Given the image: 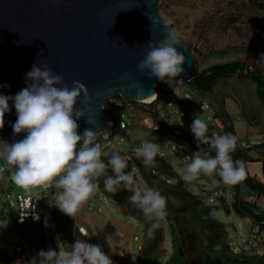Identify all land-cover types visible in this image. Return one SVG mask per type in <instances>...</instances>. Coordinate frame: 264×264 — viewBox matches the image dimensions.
<instances>
[{
	"label": "clouds",
	"instance_id": "clouds-1",
	"mask_svg": "<svg viewBox=\"0 0 264 264\" xmlns=\"http://www.w3.org/2000/svg\"><path fill=\"white\" fill-rule=\"evenodd\" d=\"M166 34L159 42L149 41V51L139 63L140 73L146 70L150 76L161 80L175 78L185 71L186 56L176 47L181 43L177 32L171 27V19H163ZM63 77L54 74L51 68H41L34 63L26 73L27 86L15 95L0 93V128L5 124V113L11 112L9 101L16 109L17 119L12 123L15 134L26 135L13 143L0 139V160L6 158L12 166V180L26 192L54 189L49 203L62 212L75 217L84 202L94 194L99 178L105 177L104 188L117 192L121 188L132 190L131 202L137 206L150 222L146 234L151 237L167 215L168 197L154 187L135 189V178L128 167L126 155L114 151L107 163L103 156L102 141L98 131L85 128L78 130V119L87 115L83 108L76 107L83 95L86 100L92 96L87 86L73 81V86L60 85ZM0 87H10L8 84ZM101 107H104L102 105ZM90 123H95L89 118ZM197 144H209L215 149L214 156H202L196 151L178 172L185 182L198 180L203 175H218L225 185H234L246 177L245 164L234 160L232 153L237 146V137L232 133L208 135L205 120L197 116L192 125ZM107 139V135L104 137ZM82 141L77 147L78 142ZM160 151L156 137L143 140L135 149L137 158L146 166L155 163ZM111 168L114 175L108 174ZM4 172L0 166V174ZM7 220H0V230L7 226ZM38 264H114L111 256L102 250L100 244L77 239L70 247L49 248L39 252Z\"/></svg>",
	"mask_w": 264,
	"mask_h": 264
},
{
	"label": "trees",
	"instance_id": "trees-1",
	"mask_svg": "<svg viewBox=\"0 0 264 264\" xmlns=\"http://www.w3.org/2000/svg\"><path fill=\"white\" fill-rule=\"evenodd\" d=\"M260 4L261 2H258L255 7L248 6V9L252 11L254 9L256 11L261 10ZM229 17L225 27H230L238 20L246 17L253 19L254 16L245 15V12L237 10ZM262 50L264 53V47ZM220 56L222 54H219L218 57ZM249 66H252V69ZM168 82L172 86L170 96L162 91L163 86ZM177 84L178 81L173 79L163 82L158 98L146 107L147 110H144V113L147 114L145 118L150 117L156 124L160 125L161 132L167 139L184 143L194 152L200 151L206 156L207 149L205 150L201 144H197V141L191 138V131L182 130V134L177 135L176 129L170 127L160 118L157 103L162 99L173 100L175 97L173 90ZM184 85H188L197 96L202 97L211 109L213 118L221 122L222 133H232L237 137V146L232 157L234 160L244 162L246 177L233 185V202L230 205L227 203L223 193L227 185L221 181L218 175L214 174L217 180L215 185L222 190V194L213 200H208L203 198L200 193H194L185 187L183 179L180 178L165 156L158 154L155 157L154 165L146 166L143 164L142 158H137L133 152L128 155V159L137 169L146 186L157 188L168 197L167 215L161 220L160 227L154 231V235L149 237L146 232L150 222L144 218L142 211L129 199L132 190L121 188L114 193L108 192L104 188L105 177L99 178L97 189L102 190L107 197L115 200L123 214L132 216L143 225V242L136 259L139 264H264V253L260 255L244 251L235 252L233 250L234 244L239 246H243V244L229 241V231L225 223L218 218V211L222 205L228 213L233 210L240 216H250L253 226L259 224L261 230L264 231V207L258 204L254 195L256 194L258 198L264 197V180L257 179L248 169L250 162L261 160L264 171V141L261 140L259 143L246 142L244 145L239 139L234 115L226 107L227 98L235 99L237 104L241 106V115L248 125L257 127L264 138V65L239 59L215 61L203 68L197 66L196 76L191 81L185 82ZM240 88L245 89L246 92L241 93ZM124 100L121 99V107L130 105ZM134 103L139 102L134 101ZM130 106L133 108L132 104ZM116 107L117 103H114L113 108ZM117 109L112 118L116 125L107 129L110 139L115 134L124 131L119 126L121 116L117 115ZM135 115L140 117L139 114ZM253 151L258 153L257 157L252 154ZM211 154L214 156L215 151H211ZM134 178V188L138 189L136 174H134ZM244 189L254 194L245 196L243 194ZM53 192L54 189H52L51 196L48 199L45 198L42 204L51 216V229L55 227L56 231L63 233L62 242L69 245L75 243L77 239H81L88 240L93 244H100L102 250L111 256L114 264H120V257L104 237L86 236L78 230L74 232V217L49 203ZM250 197H253V200H249ZM217 200L220 204H217ZM166 225L171 231L172 242V253L168 258L165 248ZM10 257L0 251V264H11Z\"/></svg>",
	"mask_w": 264,
	"mask_h": 264
},
{
	"label": "rangeland",
	"instance_id": "rangeland-1",
	"mask_svg": "<svg viewBox=\"0 0 264 264\" xmlns=\"http://www.w3.org/2000/svg\"><path fill=\"white\" fill-rule=\"evenodd\" d=\"M258 2H261V10L258 9L256 11L254 9L252 11L248 9V6L255 7ZM263 7L264 0H161L158 11L164 19H171L173 21L172 27L177 32L178 38L188 45L197 66L203 68L215 61H233L236 59L264 65V53L262 50L264 47ZM237 10L245 12V15H252L254 17L253 19L246 17L238 20L230 27H225L226 20L231 17L229 15L234 14ZM219 54H222V56L218 57ZM168 79L166 78V80ZM242 90L241 93L246 92L245 89ZM173 92L175 95L173 100L162 99L157 103L161 120L173 129L180 128L189 132L191 131L194 119L199 116L207 122L209 136L222 134L221 122L213 118L211 109L205 107L206 103L203 104L202 102L185 99L186 92L194 96L196 95L188 85H177ZM120 99L125 98H119L118 102ZM125 100L130 105L132 104L133 108L129 104L124 107L119 106L117 115L127 114L126 120L129 127L123 132L115 134L112 139L102 144V149L106 153L102 159L107 163L108 157L114 151L126 155L128 159V155L135 152L136 147L143 140L156 137L157 142L160 144L158 154L165 156L179 174L178 170L185 164L183 156L170 146L168 139L162 132L153 131L145 126L144 118L147 114L144 113V110L147 109L144 105L140 103L136 104L134 101L128 99ZM114 103L116 102L114 101ZM226 107L234 115L241 142L259 143L263 139L257 127L248 125L245 118L241 115L242 108L237 104L235 99L227 98ZM134 114H139L140 117L138 118ZM206 156L213 155L211 151L207 150ZM4 163L9 179L6 190L10 191L11 195L9 202L3 194L0 196V218L1 220L8 221L7 226L0 230V251L4 252L7 256H13L19 240L15 222L18 213L17 195L22 193L25 195L42 196L43 193L39 188H35L29 193L24 188L18 186L12 180V166L8 164L6 158L4 159ZM248 169L257 179L264 180L263 163L261 160L250 162ZM108 171H112V169L109 168ZM124 171H131L133 175H137L138 189L147 187L129 159L128 167ZM209 181L214 184L217 183L214 174L192 182L184 181V184L190 191L201 193L204 185ZM223 193L227 203L230 205L234 200L233 185H227ZM243 194L248 196L254 193H250V191L244 189ZM254 195L258 204L264 207V197L258 198L256 194ZM91 202L96 204V209H89ZM217 204H220L218 200ZM41 210H44L43 204H41ZM50 217L49 212L46 211V250L52 248L58 251L59 246L70 247L71 244L65 245L62 242L61 236L56 233L55 227L51 231L48 221ZM76 217L79 223L87 226L89 236H102L109 241L120 257V264H139L136 259L143 242V225L132 216L123 214L115 200L107 197L105 192L96 189L89 200L82 204L74 219ZM218 218L225 223L230 234V242L242 245L252 237L253 221L250 216H240L233 210L228 213L225 207L220 205ZM126 232H128L127 236L125 235ZM166 235L165 248L167 250L166 257L168 258L172 253L171 231L168 225H166ZM33 264H38V261Z\"/></svg>",
	"mask_w": 264,
	"mask_h": 264
},
{
	"label": "water",
	"instance_id": "water-1",
	"mask_svg": "<svg viewBox=\"0 0 264 264\" xmlns=\"http://www.w3.org/2000/svg\"><path fill=\"white\" fill-rule=\"evenodd\" d=\"M160 4L161 0H0V85H10L0 87V93L15 95L27 86L26 73L34 63L47 66L62 75L58 86L72 87L73 81H80L89 89L92 99L82 95L76 104L87 113L78 119L77 131L108 129L116 99L143 103L158 98L164 80L150 76V70L140 73L138 65L149 51L148 42H159L166 34ZM180 41L176 47L186 56L185 71L166 78L189 82L197 74V64ZM9 105L12 110L5 113L0 139L13 143L26 132H13L17 113L11 101ZM0 166L5 168L4 160Z\"/></svg>",
	"mask_w": 264,
	"mask_h": 264
},
{
	"label": "built area",
	"instance_id": "built-area-1",
	"mask_svg": "<svg viewBox=\"0 0 264 264\" xmlns=\"http://www.w3.org/2000/svg\"><path fill=\"white\" fill-rule=\"evenodd\" d=\"M252 69V66H249ZM177 85H184L185 81L183 79H178ZM163 84V83H162ZM162 88V86H161ZM163 93L167 96H170L172 93V86L168 82L163 86L162 89ZM185 99L191 100L195 102H202L205 104L202 97L197 95H192L188 92L185 93ZM117 103V107L115 108L114 113H116V109L122 105V101L118 102V99L115 100ZM140 104L147 107L152 102H139ZM205 107H208L206 104ZM135 115V114H134ZM127 114L121 115L119 126L121 130H126L129 127V124L126 120ZM145 126L153 131L161 132V126L156 124L154 120L150 117L144 119ZM116 124L111 119L108 123V128L114 127ZM221 127V124H220ZM177 135L182 134V129L177 128L175 130ZM98 138L102 141V144L110 140V137L107 133V129L100 131L98 134ZM105 135H107V139H105ZM191 138L196 140L194 133L191 131ZM264 141V138L262 139ZM168 143L170 146L181 156L186 162L187 158L193 155L195 152L191 150L186 144L178 143L171 139H168ZM244 145L246 142L244 141ZM205 150L215 151L214 148L211 147L209 144H201ZM202 156H205L203 153L200 152ZM6 167L4 168V172L0 176V196L3 194L6 196L7 201L9 202V197L11 195L10 191L6 190L7 183H8V174L6 173ZM109 175H113L112 171H108ZM207 175H201L199 179L206 177ZM170 182V180H169ZM42 196H35V195H25L19 193L17 195V207L18 213L16 215V227L18 232V243L16 246V250L13 256L10 257L11 264H33L38 261L39 259V252L43 249L46 250V237H45V222H46V208L41 210V204L43 200L46 198L48 199L52 194V189L47 191H42ZM203 198L208 200H213L216 196H220L222 194V190L217 187V185L209 182L208 184L204 185L203 191L200 193ZM249 200H253V197H250ZM90 210L96 209L95 203H90L89 206ZM46 210V211H45ZM49 212V211H48ZM49 224L51 222V217L48 219ZM51 228V226H50ZM78 230L81 234L89 236V230L87 226L83 223H79L77 217L74 221V232ZM52 231V229H51ZM61 237L63 236L62 232L56 231ZM233 250L235 252H248L252 254H263L264 253V231L261 230L259 224H255L252 227V237L243 243V246L235 245L233 246Z\"/></svg>",
	"mask_w": 264,
	"mask_h": 264
},
{
	"label": "crops",
	"instance_id": "crops-1",
	"mask_svg": "<svg viewBox=\"0 0 264 264\" xmlns=\"http://www.w3.org/2000/svg\"><path fill=\"white\" fill-rule=\"evenodd\" d=\"M245 142H247V141H245ZM247 143H248V142H247ZM252 154H253L254 156H256V157L258 156V153H257L256 151H253ZM125 235L127 236V235H128V232H126Z\"/></svg>",
	"mask_w": 264,
	"mask_h": 264
},
{
	"label": "bare ground",
	"instance_id": "bare-ground-1",
	"mask_svg": "<svg viewBox=\"0 0 264 264\" xmlns=\"http://www.w3.org/2000/svg\"><path fill=\"white\" fill-rule=\"evenodd\" d=\"M154 98L147 99L146 102H151L153 101Z\"/></svg>",
	"mask_w": 264,
	"mask_h": 264
}]
</instances>
